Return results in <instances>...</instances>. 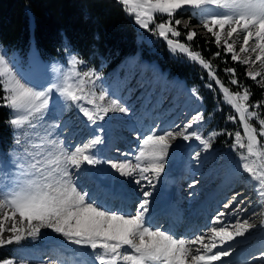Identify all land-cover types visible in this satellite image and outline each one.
<instances>
[{
  "label": "snow or ice",
  "instance_id": "obj_1",
  "mask_svg": "<svg viewBox=\"0 0 264 264\" xmlns=\"http://www.w3.org/2000/svg\"><path fill=\"white\" fill-rule=\"evenodd\" d=\"M117 3L134 17L141 29L162 38L172 53L183 54L206 70L210 81L206 87L223 95L224 103L234 112L226 119L233 124L238 120L242 132L213 131L205 137L197 130L189 131L205 120L204 114L197 112L182 127L159 133L155 126L150 127L148 134L137 136L134 154L121 153L125 157L132 155L131 160L123 162L99 157L96 146L104 143L100 135L77 145L65 146L47 135L34 142L26 133L34 132L46 115L60 120L66 110L74 109L73 114L87 127L103 121L110 112L127 114L128 108L121 106L118 99H109V93L98 84L101 76L92 68L81 70L86 61L70 50L67 71L56 69L59 75L55 80L38 83L20 66L15 54L9 57L7 50L0 47V92L3 93L0 106L9 109L6 124L13 130L16 146L8 154L10 160L0 159V247L38 239L42 230L48 229L63 237L53 250L54 264H225L226 258L236 251V245L229 242L257 227L250 219H239L241 213L250 211L244 198L237 200L241 193L226 198L225 211L218 210L200 234L178 236L170 229L161 230L152 224L149 213L153 191L146 189H155L159 182L173 141L178 138L198 141L202 148L193 158L199 161L202 152L212 149L218 135L227 134L232 137L230 150L238 157L234 171L264 208V143L261 142L264 113L260 111L264 100L250 103L251 89L237 79L236 68L227 67L223 71L230 77L228 84L238 89L233 91L220 79L212 63L221 57L222 49L233 62L249 68L257 62L264 66V0H117ZM188 11L199 17L198 24L205 30V36L210 34L214 38L211 42L218 50L211 53V59L192 50L190 42L198 33L190 27L191 22L175 19L177 13ZM157 17L161 19L158 21ZM182 23L186 34L179 30ZM245 75L264 89V71L246 70ZM191 95L202 99L197 89H192ZM68 124L65 120L63 127ZM58 127H61L58 123L51 125L52 129ZM98 165L109 168H97ZM113 169L121 177H133L132 182L139 186L143 198L135 201L131 212L108 207L112 200L125 195L122 189L103 183ZM89 177L93 178L92 187L87 183ZM251 211L252 215L256 214L254 209ZM229 216L236 218L235 223L228 221ZM65 251L74 253L73 257L67 258ZM259 256L258 264H264V249ZM0 264L20 262L7 259Z\"/></svg>",
  "mask_w": 264,
  "mask_h": 264
},
{
  "label": "rangeland",
  "instance_id": "obj_2",
  "mask_svg": "<svg viewBox=\"0 0 264 264\" xmlns=\"http://www.w3.org/2000/svg\"><path fill=\"white\" fill-rule=\"evenodd\" d=\"M130 18L137 30L136 39L139 48L135 53L127 55L111 69H105L104 61H100L99 67L87 64L81 66V70L88 68L96 70L102 78L98 82L99 86L109 93V99H118L121 106L127 107V114L110 112L103 121L85 127L80 118L73 114L74 109L66 110L60 120H53L46 115L34 132L26 133L29 138L34 142H39V137L47 135L48 139H53L52 136H55L54 140L62 141L67 146L87 142L95 135H100L103 137L104 143L96 146V149L99 150V157H111L123 162L126 159L131 160L132 155L125 157L121 153L134 154L137 151V136L142 138L144 134H148L150 127L155 126L158 133L163 129L171 130L177 126L182 127L197 112L203 113L205 120L199 126L194 125L193 129H189V131L197 130L205 137L213 131L234 133L240 130L242 132L238 120L236 124H233L226 119L234 112L230 106L224 103L223 95L218 90H210L206 87L207 81H209L206 70L195 63L198 66L197 72H200L204 77L198 85H194L184 76L173 73L171 68L163 67L159 63V59L162 57L169 58V60L164 58V61L191 60L183 54L172 53L162 38L141 29L135 24L134 17ZM160 19L157 17L158 21ZM175 19L182 22L190 21L191 28L197 32L205 33L202 26L198 24L199 17H193L191 11L177 13ZM30 27L32 29V23H30ZM179 30L182 34L187 32L183 23ZM208 35L210 36V34ZM183 39L182 35L181 40ZM65 45L60 57H44L35 47L32 35L24 53L19 48H8L0 41V47L7 50L8 56L11 57L15 54L20 61V66L29 71L33 80L38 83H44L48 79L55 80L59 75L56 69L67 71L66 61L69 58V50L74 52L70 47L66 49ZM236 47L238 51L239 42ZM241 55L243 56V54ZM229 60L232 61L230 55ZM243 66L246 67V70L264 71V66H261L259 62L252 65L251 68L247 65ZM192 89H197L202 99L192 96ZM262 100H264V92ZM65 120L69 121L67 127H63ZM54 123L60 124L61 127L52 129L51 125ZM261 142L264 143V138H261ZM231 143L232 137L227 134L218 135L213 141L212 149L202 152L199 161H197L193 157L195 152L202 148L198 141L186 142L180 138L173 141L165 170L161 174L159 182L156 183L155 189H146L153 191L149 216L152 224L159 226L161 230L170 229L178 236L200 234L218 210L225 211L223 203L226 202V198L231 199L233 193L239 192L241 196L237 197V200L244 198L245 205L250 210L247 213H241L239 219L241 221L250 219V222L257 227L251 229L244 237H237L236 241H241V243L229 242L236 245V251L230 258H226L225 264H258V260L261 259L259 253L264 249V231H261V228L264 227L262 225L264 208L258 204V197L254 195L253 190L243 185L241 177L236 175L234 162L238 157L235 152L230 150ZM15 147L13 130L9 127V135L6 138H0V159L10 160L11 156L8 154ZM85 167L90 166L85 165ZM96 167L109 168L108 165ZM111 172V176L104 177L103 183L116 189H122L123 192H127L128 198L124 200L121 198L123 201L121 199L112 200L108 207L131 212L135 201L143 198L139 186L132 182L133 177H121L114 169ZM87 183L89 187H92L93 178L89 177ZM212 198L216 199L212 200ZM164 208L165 210L169 208L170 217L167 216L168 213L164 214ZM171 208L174 209L173 213ZM253 209L255 215H252L251 210ZM191 219L193 223L188 224ZM227 219L229 222L235 223L236 218L229 216ZM171 222L175 223L173 224L174 228ZM8 226L10 227V224ZM5 235H9V233H5ZM62 240L63 237L58 234L43 229L42 235L38 239H25L19 244L13 243L0 247V250L9 254L5 260L14 259L20 264H54L53 250ZM64 243L67 244L66 241ZM73 255L74 253L65 251L67 258H71Z\"/></svg>",
  "mask_w": 264,
  "mask_h": 264
},
{
  "label": "trees",
  "instance_id": "obj_3",
  "mask_svg": "<svg viewBox=\"0 0 264 264\" xmlns=\"http://www.w3.org/2000/svg\"><path fill=\"white\" fill-rule=\"evenodd\" d=\"M197 33L190 42L192 50L211 59V53L218 50L211 42L214 39L209 35L206 37L205 33ZM31 35L35 47L44 57H60L67 44L87 65L99 67L100 61H104L105 69L117 66L139 48L136 27L117 0H0V41L8 48H19L24 53ZM220 50L221 57L212 60L220 79L233 91L238 90L228 84L230 77L223 71L227 67L236 68L237 79L253 93L250 103L261 101L264 89L245 75V66L230 61ZM164 58L169 60L167 57L159 59L163 67L171 68L173 73L184 76L190 83L198 85L203 79L195 62L185 59L164 61ZM260 111L264 113V107ZM8 118L9 109L0 106V138L9 135ZM8 257V253L0 250V261Z\"/></svg>",
  "mask_w": 264,
  "mask_h": 264
},
{
  "label": "bare ground",
  "instance_id": "obj_4",
  "mask_svg": "<svg viewBox=\"0 0 264 264\" xmlns=\"http://www.w3.org/2000/svg\"><path fill=\"white\" fill-rule=\"evenodd\" d=\"M52 137H53V139H54L55 136H52ZM117 188H118V186H117ZM124 194H125V195L122 197L123 200H124L125 198H128V197H127V196H128L127 192H124ZM122 199H121V200H122ZM214 199H216V198H212V200H214ZM123 200H122V201H123ZM126 202H127V201H126ZM130 202H131V200H130ZM126 204H128V203H126ZM211 205L213 206V204H211ZM212 208H213V207H212ZM171 210H172V213H173V212H174V209L171 208ZM168 211H169V208H166V210H165V208H164V214L166 215V213H168L169 215H167V216L170 217L171 212L169 211V212H170V213H169ZM162 212H163V211H162ZM165 212H166V213H165ZM174 221H175V220H174ZM192 221H193V220L191 219V220L188 222V224H190ZM171 223H172V225L175 224L174 222H171ZM192 223H193V222H192ZM174 227H175V225H173V228H174ZM200 228H201V227H200ZM176 229H177V228H176ZM188 230H192V229H188ZM188 230H186V231H188ZM192 232H195V231L192 230Z\"/></svg>",
  "mask_w": 264,
  "mask_h": 264
}]
</instances>
